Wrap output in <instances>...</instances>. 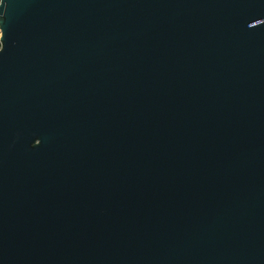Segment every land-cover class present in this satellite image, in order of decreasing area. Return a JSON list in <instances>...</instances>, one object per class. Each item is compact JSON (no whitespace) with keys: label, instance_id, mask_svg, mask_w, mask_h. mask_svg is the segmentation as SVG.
<instances>
[{"label":"water","instance_id":"obj_1","mask_svg":"<svg viewBox=\"0 0 264 264\" xmlns=\"http://www.w3.org/2000/svg\"><path fill=\"white\" fill-rule=\"evenodd\" d=\"M0 264H264V0H0Z\"/></svg>","mask_w":264,"mask_h":264}]
</instances>
